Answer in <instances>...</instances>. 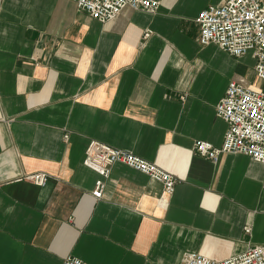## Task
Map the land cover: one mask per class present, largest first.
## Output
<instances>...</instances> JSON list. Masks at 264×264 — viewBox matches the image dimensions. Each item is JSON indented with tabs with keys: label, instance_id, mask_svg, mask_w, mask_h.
I'll list each match as a JSON object with an SVG mask.
<instances>
[{
	"label": "crops",
	"instance_id": "obj_1",
	"mask_svg": "<svg viewBox=\"0 0 264 264\" xmlns=\"http://www.w3.org/2000/svg\"><path fill=\"white\" fill-rule=\"evenodd\" d=\"M159 1L102 23L72 0H4L0 264H181L264 245V164L194 151L198 140L221 146L216 105L231 81L264 88L255 59L199 42L197 16L220 0ZM91 140L172 173L174 193L115 163L95 198ZM37 172L45 185L27 179Z\"/></svg>",
	"mask_w": 264,
	"mask_h": 264
},
{
	"label": "built area",
	"instance_id": "obj_2",
	"mask_svg": "<svg viewBox=\"0 0 264 264\" xmlns=\"http://www.w3.org/2000/svg\"><path fill=\"white\" fill-rule=\"evenodd\" d=\"M72 1L79 10L102 23L113 20L128 6L155 13L161 4L159 0ZM3 3L4 0H0V12ZM196 20L201 44L214 43L236 57L251 54L255 59L256 77L264 81V0H220L203 8ZM216 115L227 124L221 146L198 140L194 144V151L213 162H217L222 154L239 153L264 164V88L231 81L224 97L216 105ZM65 139H68V135ZM83 163L102 177L92 192L97 199L102 198L105 180L115 163L126 164L161 182L168 195L175 191L177 178L172 173L131 151L98 140L89 141ZM27 179L43 186L48 182L49 175L37 172ZM250 230V227H245L246 232ZM63 264L88 263L78 257L68 256ZM181 264H264V245L250 246L245 252L224 259L186 253Z\"/></svg>",
	"mask_w": 264,
	"mask_h": 264
}]
</instances>
